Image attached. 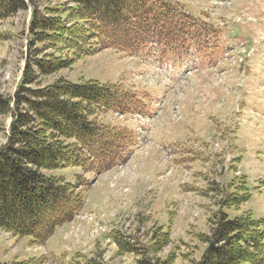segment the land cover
I'll return each instance as SVG.
<instances>
[{"label":"rangeland","instance_id":"rangeland-1","mask_svg":"<svg viewBox=\"0 0 264 264\" xmlns=\"http://www.w3.org/2000/svg\"><path fill=\"white\" fill-rule=\"evenodd\" d=\"M26 1L27 9L0 21L5 98L16 93L28 60L55 51H35L33 11L45 15L53 7L67 18L76 7L69 0ZM170 2L180 15L169 34L146 37L141 49L107 47L102 38L58 48L62 58H74L72 66L34 84L64 77L121 88L130 109L102 110L98 119L119 129L123 158L100 171L54 170L79 187L82 210L42 245L0 228V263L45 256V264H67L83 253L100 255L106 264H137L139 256L119 252L113 236L148 246L161 226L170 243L148 257L175 252V264H191L206 249L199 234L209 233L212 213L237 188L251 196L239 207H225L229 218L246 211L264 217V0ZM11 121V113L0 115V147Z\"/></svg>","mask_w":264,"mask_h":264},{"label":"trees","instance_id":"trees-1","mask_svg":"<svg viewBox=\"0 0 264 264\" xmlns=\"http://www.w3.org/2000/svg\"><path fill=\"white\" fill-rule=\"evenodd\" d=\"M69 1L76 7L67 18L53 7H47L45 15L33 11L30 32L35 51H55L28 60L14 96L0 95V115L12 114L6 143L0 147V228L18 238L30 237L38 245L84 206L79 187L54 170L78 167L94 172L106 169L112 160L120 161L121 133L100 123L98 116L102 110L126 113L130 105L126 102L129 96L110 83H74L60 77L46 86L34 84L41 76L72 66L74 58H62L56 53L58 48L76 49L81 43H92V38H102L107 47L140 49L146 37L160 39L169 34L180 15L170 0ZM28 6L26 0H0V21ZM82 20L92 27L90 32L80 24ZM236 191L219 202L221 207L209 218V233L199 234L206 249L199 260L190 259L191 264L264 263V217L256 219L246 211L229 218L224 210L250 199L245 187ZM113 241L119 252L137 254V264H175V252L164 259L148 257L170 243V234L161 226L148 246H137L120 234ZM47 260L42 256L11 264H45ZM67 264L106 263L100 255L77 253Z\"/></svg>","mask_w":264,"mask_h":264}]
</instances>
